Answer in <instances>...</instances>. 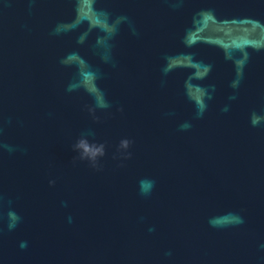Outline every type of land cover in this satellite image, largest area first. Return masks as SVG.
Wrapping results in <instances>:
<instances>
[{
    "label": "water",
    "instance_id": "water-1",
    "mask_svg": "<svg viewBox=\"0 0 264 264\" xmlns=\"http://www.w3.org/2000/svg\"><path fill=\"white\" fill-rule=\"evenodd\" d=\"M0 264H264V0H0Z\"/></svg>",
    "mask_w": 264,
    "mask_h": 264
},
{
    "label": "clouds",
    "instance_id": "clouds-1",
    "mask_svg": "<svg viewBox=\"0 0 264 264\" xmlns=\"http://www.w3.org/2000/svg\"><path fill=\"white\" fill-rule=\"evenodd\" d=\"M148 183V182H145V181H142L141 182V188H142V191H145V184Z\"/></svg>",
    "mask_w": 264,
    "mask_h": 264
}]
</instances>
